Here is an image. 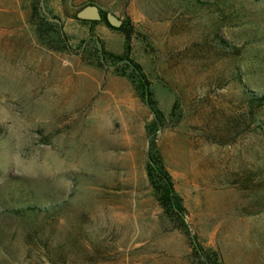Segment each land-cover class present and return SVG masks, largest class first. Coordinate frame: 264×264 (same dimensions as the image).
I'll return each mask as SVG.
<instances>
[{
    "label": "rangeland",
    "instance_id": "1",
    "mask_svg": "<svg viewBox=\"0 0 264 264\" xmlns=\"http://www.w3.org/2000/svg\"><path fill=\"white\" fill-rule=\"evenodd\" d=\"M90 4L129 24L190 233L264 264V0H0V264H200L147 181L123 35L74 18Z\"/></svg>",
    "mask_w": 264,
    "mask_h": 264
},
{
    "label": "trees",
    "instance_id": "2",
    "mask_svg": "<svg viewBox=\"0 0 264 264\" xmlns=\"http://www.w3.org/2000/svg\"><path fill=\"white\" fill-rule=\"evenodd\" d=\"M99 12L101 14V19L91 23H104L110 29L123 35L124 52L121 56H110L111 60L117 64L125 62L127 67L131 70L134 75V80L137 82V91L139 93V97L145 103L147 109L152 115V121L146 128L149 144L146 156L145 174L149 186L152 189L153 197L162 209V212L168 221L176 223L177 229H179L181 233L188 238L193 248L194 255L200 261V264H223L217 253L205 250L197 243L195 236L190 233L185 222L186 210L181 198L175 191L173 179L164 165L163 158L157 148V142L155 138L156 132L161 129L162 125L164 124V115L154 100L153 93L150 89V84L142 73L141 67L131 60L128 55L131 36V31L128 29L129 24L125 21H122L121 26L118 29H114L107 23L106 14L108 12H104L101 9H99ZM35 15H37V9L34 6L32 9V17H36ZM74 18L77 19L76 15ZM53 27L54 30H51L52 35L50 36L49 32L43 33V28L35 24L36 33L41 42L47 43L48 45L51 39L58 38L61 40L62 32L60 27L57 25ZM98 53L100 56L103 54L102 50H99ZM101 59H103L102 56ZM250 101L251 103H256L257 105H264V95L257 97L251 95Z\"/></svg>",
    "mask_w": 264,
    "mask_h": 264
},
{
    "label": "water",
    "instance_id": "3",
    "mask_svg": "<svg viewBox=\"0 0 264 264\" xmlns=\"http://www.w3.org/2000/svg\"><path fill=\"white\" fill-rule=\"evenodd\" d=\"M76 18L81 21L93 22L99 21L101 19V14L97 6L88 5L76 13ZM106 20L108 25L114 29H118L122 24V20L110 12L106 14Z\"/></svg>",
    "mask_w": 264,
    "mask_h": 264
}]
</instances>
